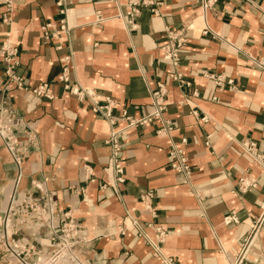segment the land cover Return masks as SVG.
Masks as SVG:
<instances>
[{
    "label": "crops",
    "instance_id": "crops-1",
    "mask_svg": "<svg viewBox=\"0 0 264 264\" xmlns=\"http://www.w3.org/2000/svg\"><path fill=\"white\" fill-rule=\"evenodd\" d=\"M152 1L157 14L142 9L134 20L125 0H13L7 24L0 8V48H15L11 71L23 81L7 83L0 50V109L23 123L14 133L20 167L0 141V225L8 199L39 184L83 228L91 264H166L143 237L153 241L156 228L171 264H232L264 203V0H216L206 10L204 0ZM62 20L67 35L46 40L44 25L52 32ZM167 27H187L175 68L161 58ZM43 83L51 98L30 93ZM159 83L168 90L169 125L121 130L123 113L136 121L151 115ZM77 87L89 96L72 94ZM107 101L106 119L92 107L103 111ZM114 129L122 184L105 145ZM175 149L189 160L188 177L170 167ZM242 177L255 179V188L241 193ZM231 213L236 222L226 225ZM247 258L264 264V227Z\"/></svg>",
    "mask_w": 264,
    "mask_h": 264
},
{
    "label": "built area",
    "instance_id": "built-area-1",
    "mask_svg": "<svg viewBox=\"0 0 264 264\" xmlns=\"http://www.w3.org/2000/svg\"><path fill=\"white\" fill-rule=\"evenodd\" d=\"M106 1L115 2V0ZM125 1V15L129 20L136 19L142 9L151 8L154 5L152 0ZM215 1L204 0L202 3L203 9L206 10ZM0 8L3 9L1 14L2 23H9L14 9L13 0H0ZM150 10L153 14H157L154 8ZM60 13L65 14L63 10H60ZM50 27V24H46L43 27V34L46 40L57 36L59 33L67 35L69 30L64 20L60 21L58 28H53L52 32L48 31ZM203 33H206V30ZM187 41V27L165 28L164 42L160 46L161 58L171 67H177L180 62L179 51L185 46ZM0 50L3 54V60L10 65L6 71L7 83L14 84L16 88L22 87V79L11 71L12 65L15 64V48L3 45ZM65 74L66 68H63L60 81L67 82ZM169 77L179 86L188 84L179 73L169 72ZM211 79L217 86H220L223 82L220 76L211 77ZM30 93L51 98L46 83L38 85ZM71 93L78 97L89 96L86 91L78 87L72 89ZM167 93L166 86L159 83L152 94L154 111L151 115L136 121L127 116L126 113H123L121 117L124 121V127L121 130L146 122L150 123L151 121H160L163 126H168L170 121L163 119V114L167 109ZM111 106L110 102L107 101L103 111L95 105H93L92 109L107 119L110 117ZM202 120L204 121L205 119ZM22 126V121L15 117L14 114L0 109V141L18 166L22 160L16 152L17 143L14 133L20 130ZM121 130L114 129L105 140L115 184L124 182L121 157L122 145L119 140ZM243 149L246 153L252 155L255 152V144L246 142L243 144ZM173 153L175 159L171 163V169L188 177L192 169L188 158L185 157L180 149H175ZM255 186L256 181L252 178L242 177L237 182V188L241 193L247 192L255 188ZM55 196L54 191L46 189L39 184H34V191L18 192L17 196L13 195L8 199L2 213L0 225V264H91V258L88 253V239L83 228L71 217L60 213ZM146 197H150V195L148 194ZM55 221H58L59 224L58 231L54 230ZM223 221L226 225L235 223L234 213L224 217ZM263 227L264 203L260 205V214L254 221L238 256L232 264H244L246 262L248 253L257 241ZM155 232L156 236L153 241L143 236L144 240L150 247L153 257L162 259L166 264H171L172 259L165 258L161 254V247L165 241V232L160 228H156Z\"/></svg>",
    "mask_w": 264,
    "mask_h": 264
}]
</instances>
